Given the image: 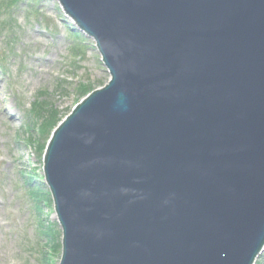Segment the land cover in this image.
<instances>
[{"label": "water", "instance_id": "water-1", "mask_svg": "<svg viewBox=\"0 0 264 264\" xmlns=\"http://www.w3.org/2000/svg\"><path fill=\"white\" fill-rule=\"evenodd\" d=\"M57 1L110 74L47 147L60 264H254L264 0Z\"/></svg>", "mask_w": 264, "mask_h": 264}, {"label": "rangeland", "instance_id": "rangeland-1", "mask_svg": "<svg viewBox=\"0 0 264 264\" xmlns=\"http://www.w3.org/2000/svg\"><path fill=\"white\" fill-rule=\"evenodd\" d=\"M10 2L0 0V264H59L61 231L42 184L44 122L65 117L109 73L57 1Z\"/></svg>", "mask_w": 264, "mask_h": 264}, {"label": "trees", "instance_id": "trees-1", "mask_svg": "<svg viewBox=\"0 0 264 264\" xmlns=\"http://www.w3.org/2000/svg\"><path fill=\"white\" fill-rule=\"evenodd\" d=\"M18 1H19V0H11V2H10L9 5H8V7H12V6H13L14 4H16ZM8 7H7V8H8ZM46 121H47V119H46L45 122H44V128H47L48 130H50L51 128H53L54 126H56V124H57L58 121H59V118H53V117H52V121H53V122L50 121V123H49L47 126H45Z\"/></svg>", "mask_w": 264, "mask_h": 264}, {"label": "bare ground", "instance_id": "bare-ground-1", "mask_svg": "<svg viewBox=\"0 0 264 264\" xmlns=\"http://www.w3.org/2000/svg\"><path fill=\"white\" fill-rule=\"evenodd\" d=\"M8 118H9L10 123L11 121H14V115L8 116Z\"/></svg>", "mask_w": 264, "mask_h": 264}]
</instances>
